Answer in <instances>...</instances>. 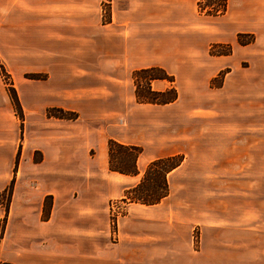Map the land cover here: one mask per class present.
Listing matches in <instances>:
<instances>
[{"label":"crops","instance_id":"0c3cea01","mask_svg":"<svg viewBox=\"0 0 264 264\" xmlns=\"http://www.w3.org/2000/svg\"><path fill=\"white\" fill-rule=\"evenodd\" d=\"M110 3L104 21L100 0H0V64L23 115L20 121L0 76V191L14 180L0 263L150 264L152 257H175L162 230H154L167 227L163 203L177 169L167 175L166 198L134 204L117 222V240L107 202L138 184L151 161L183 152L179 124L191 128L197 148L221 144L223 173L258 180L255 193H239V224L254 222L264 233V0H228L226 13L213 18L225 39L210 42L196 0ZM237 34L254 42L240 46ZM225 42L230 55H209L211 45ZM150 67L174 78V103H136L132 72ZM222 71V87L211 89ZM50 109L78 118L48 117ZM215 130L224 133L215 138ZM108 140L142 149L136 176L108 171Z\"/></svg>","mask_w":264,"mask_h":264},{"label":"rangeland","instance_id":"374dc122","mask_svg":"<svg viewBox=\"0 0 264 264\" xmlns=\"http://www.w3.org/2000/svg\"><path fill=\"white\" fill-rule=\"evenodd\" d=\"M110 2L111 0H100L104 21L109 18L111 11ZM158 2L161 3L162 0H158ZM201 16L199 17L200 29L205 28L206 32H210L209 34L212 35L207 39L208 42L225 39L222 34V25H220L218 19ZM242 40H246V38H242ZM234 43H237L235 39ZM214 45L218 47L215 49L214 55L209 54L212 57H222V55L219 56L218 54L224 52L226 45L231 47L230 43L225 42L215 43L210 48ZM238 68L240 67H237L234 71L237 72ZM227 72H220L215 77L216 79H212L213 82L212 80L209 82V87L211 89L221 88ZM0 76L11 98L9 76L7 78L2 76L1 73ZM37 76L41 78L34 80L42 79L41 75ZM210 83L213 86H210ZM152 84L154 89L159 90L162 89L166 82L156 81ZM19 120L21 121L22 119ZM218 121L222 123L221 120ZM176 130L184 137L181 139L182 143H180V149L183 152L175 155L181 157V161L179 166L175 168L177 169L175 180L173 179L175 174L169 175L171 192L163 203L167 208V227H158L154 230L157 232L159 229L162 230L161 238L166 240L164 243L166 250L169 251L173 247L170 251H176V256H168L161 259L152 257L150 264H264V233L257 230L259 225H255L254 222L250 225L246 224L247 226L239 224V193L244 192L246 189L250 191L252 188H258L259 185L256 186L258 180L250 176L240 179L238 171L223 173L226 163H223L221 144L209 149L206 143L203 142L197 148L196 141L192 145L190 139L191 128L189 126L179 124V129L176 128ZM223 133L222 130H215V138ZM34 158L36 160V157ZM253 189L251 192L255 193L256 191ZM122 199L123 197L115 198L107 202L109 229L116 240L117 222L128 216V209L134 205ZM46 203L50 204L51 201L46 200ZM9 208L10 204L8 211ZM2 210L6 223L8 211L5 214L4 207H0V211ZM3 218L0 222V238L5 228V224H3V229H1ZM155 236L160 237L158 235ZM155 240L160 241V238L152 239V241Z\"/></svg>","mask_w":264,"mask_h":264},{"label":"trees","instance_id":"16d2710c","mask_svg":"<svg viewBox=\"0 0 264 264\" xmlns=\"http://www.w3.org/2000/svg\"><path fill=\"white\" fill-rule=\"evenodd\" d=\"M228 0H196V10L199 15L205 17H219L226 13ZM246 38V40H242ZM236 41L240 46H247L254 42V36L250 34H237ZM218 46L214 45L210 48L209 54L214 55V51ZM231 54V47L226 45L224 52L219 53V56H228ZM0 73L2 76L8 75L0 64ZM221 76V75H220ZM219 76V77H220ZM29 79H40L37 75H27ZM216 79V78H215ZM132 80L134 84L135 101L139 105H156L164 106L174 103L177 99V91L174 87V78L169 76L162 68L150 67L139 69L132 72ZM214 80V79H213ZM212 80V82H213ZM162 81L168 83V86L161 90L155 91L152 89V83ZM210 86H213L210 83ZM220 86V85H219ZM9 92L13 101L16 115L22 119V111L16 94L12 88ZM48 117L75 121L78 117L75 113L64 112L58 109H50L47 111ZM142 153V149L133 145H123L114 140L107 142V169L111 173H117L125 176H136L138 174L137 160ZM179 156H170L157 159L148 163L143 171L142 177L138 184L127 188L123 193V201L131 204L142 206H154L159 204L169 194L167 184V174L179 166ZM17 159L15 162V168ZM13 190V180L0 193V207H4L5 214L8 211L10 199ZM5 224V218L2 220L1 229Z\"/></svg>","mask_w":264,"mask_h":264}]
</instances>
